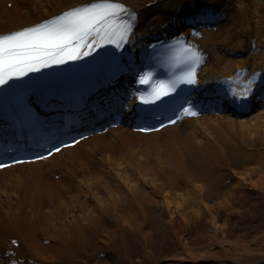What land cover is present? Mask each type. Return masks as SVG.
<instances>
[{"label": "bare ground", "instance_id": "1", "mask_svg": "<svg viewBox=\"0 0 264 264\" xmlns=\"http://www.w3.org/2000/svg\"><path fill=\"white\" fill-rule=\"evenodd\" d=\"M91 1L0 0V33L39 23ZM122 1L138 7L143 16L160 14L164 7L176 15L193 4V0H160V6L145 9L157 0ZM252 1L224 2L233 11L215 40H201L212 52L215 48L202 75L228 73L234 67L224 55L225 43L240 27L254 26L253 18L258 15L252 5H262L260 0ZM238 41L234 49L243 46V41ZM261 55L264 57V50ZM195 125L203 131L200 135L195 133ZM114 132L113 140L105 136L86 141L85 157L69 150L65 160L51 163L55 169L40 166L0 174V264L78 263L64 260V255L81 252L86 242L92 246L96 238L109 246L119 233H135L149 246L152 231L148 212L155 207L161 208L180 250L163 264H264V240H229L217 219V214L228 212L232 216L237 211L233 203L237 188L250 185L264 189V158L245 166L237 184L220 194L216 193V177L192 168L226 165L242 152L237 153L241 144L264 143V111L245 121L206 118L197 124L166 128L159 134L139 135L124 129ZM255 157L248 153L247 160ZM203 216L212 241L196 246L194 239L188 240L187 232ZM152 252L148 248L143 259L134 264H156ZM86 258L93 259L92 264H116L118 259L109 250L104 256L87 254Z\"/></svg>", "mask_w": 264, "mask_h": 264}, {"label": "snow or ice", "instance_id": "2", "mask_svg": "<svg viewBox=\"0 0 264 264\" xmlns=\"http://www.w3.org/2000/svg\"><path fill=\"white\" fill-rule=\"evenodd\" d=\"M134 17L135 14L122 0H93L34 26L0 34V85L7 82L6 76L8 80L21 78L45 64L79 59L80 49L93 36L99 37L94 43L107 41L120 47L133 31ZM181 51L189 66L184 82L195 84L201 53L188 45ZM159 84H167V91L176 90V83ZM246 95H251L247 89ZM156 98L159 99L160 94ZM2 167L4 165H0Z\"/></svg>", "mask_w": 264, "mask_h": 264}, {"label": "rangeland", "instance_id": "3", "mask_svg": "<svg viewBox=\"0 0 264 264\" xmlns=\"http://www.w3.org/2000/svg\"><path fill=\"white\" fill-rule=\"evenodd\" d=\"M234 162V158L230 159L229 167L231 168L232 175L238 176L242 171L236 168L237 164ZM234 193L236 200L233 203L237 211L232 216H228L227 212L216 213L217 219L222 225V229L228 239L236 240L240 237L243 240L255 238L264 240V189L256 190L253 186L242 185ZM153 211L157 213V216L150 213V218L148 214L151 219L150 226L152 231L149 246L141 236L135 233H127L125 236L119 233L109 246L95 239L94 247L87 248L88 252H92L94 249L100 252L109 250L118 257L117 264H134L135 261L143 259L146 250L149 248L153 251L152 253L154 254L156 264L168 262V260L180 252L178 242L171 232L172 227L165 224V216L155 208ZM201 235L205 237L203 238ZM187 237L189 241L194 239L196 246L211 244V232L205 216H203L201 222L189 228ZM65 258L68 259L67 254H65ZM194 264L212 263L203 262Z\"/></svg>", "mask_w": 264, "mask_h": 264}]
</instances>
